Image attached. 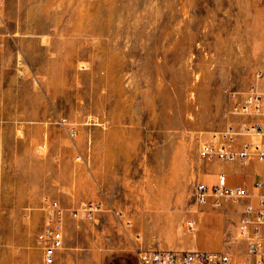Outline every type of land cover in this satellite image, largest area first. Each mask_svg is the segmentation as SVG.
Listing matches in <instances>:
<instances>
[{"label":"rangeland","instance_id":"rangeland-1","mask_svg":"<svg viewBox=\"0 0 264 264\" xmlns=\"http://www.w3.org/2000/svg\"><path fill=\"white\" fill-rule=\"evenodd\" d=\"M254 91L264 0H0V264H41L53 201L89 208L65 215L74 264H140L148 249L253 264L246 206L197 191L223 162L202 146L261 120L239 111Z\"/></svg>","mask_w":264,"mask_h":264},{"label":"built area","instance_id":"built-area-1","mask_svg":"<svg viewBox=\"0 0 264 264\" xmlns=\"http://www.w3.org/2000/svg\"><path fill=\"white\" fill-rule=\"evenodd\" d=\"M239 111L243 115L261 118V120L247 123L241 131L229 128L223 132L222 142L203 145L202 153L207 157H219L223 162L253 157L264 163V93L256 91L247 93L240 100ZM237 136L245 140L235 145ZM252 138H258V140L255 141ZM255 185L259 187L261 182H256ZM197 197L200 203H207L211 198L212 205L218 206L221 199H240L247 195L243 189L225 187L224 176L218 175L217 183L212 191L207 192L202 184L198 186ZM88 211L89 208L85 204L76 208H63L57 201H53L48 205L42 225L35 235L41 252V264H56V254L64 247L66 213L72 218H78L82 212ZM243 213L240 224L247 228L248 246L251 252L255 253L253 264H264L256 258L264 241L257 226L264 223V218L257 214L255 219H251L253 212L249 205L245 207ZM139 260L140 264H248L231 258L223 251L215 250L148 249L141 251Z\"/></svg>","mask_w":264,"mask_h":264},{"label":"crops","instance_id":"crops-1","mask_svg":"<svg viewBox=\"0 0 264 264\" xmlns=\"http://www.w3.org/2000/svg\"><path fill=\"white\" fill-rule=\"evenodd\" d=\"M252 119L258 120V118ZM210 173L216 175V178L218 175H223L225 178V187L228 176H240L242 178V185L238 187H230L243 189L247 195V197L240 198L239 201H237V209L241 210L244 206L249 205L253 212V214H251L252 219H255L257 214L264 218V163L257 161L253 157H247L243 160L236 159L231 162H218L214 165ZM256 182H261V186L257 187L255 185ZM202 185L204 186V178ZM254 201H256L258 206L256 208L252 207ZM257 229L262 236V239H264V223L259 224ZM69 249L70 248L65 245L64 240L63 249L56 254V264H74V252H71ZM80 249H83V251L79 250L76 252L77 258L89 255L91 253L89 249H95V247H82ZM262 250H264V241H262L260 252H262ZM75 264H79V262L76 261Z\"/></svg>","mask_w":264,"mask_h":264}]
</instances>
